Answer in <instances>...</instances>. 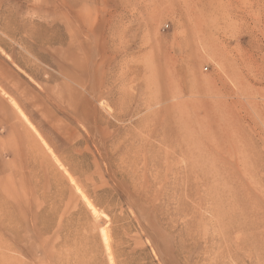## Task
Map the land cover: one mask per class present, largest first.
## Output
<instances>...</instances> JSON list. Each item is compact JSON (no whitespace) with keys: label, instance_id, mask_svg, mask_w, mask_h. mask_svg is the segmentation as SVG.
<instances>
[{"label":"rangeland","instance_id":"rangeland-1","mask_svg":"<svg viewBox=\"0 0 264 264\" xmlns=\"http://www.w3.org/2000/svg\"><path fill=\"white\" fill-rule=\"evenodd\" d=\"M262 113L264 0H0V264H264Z\"/></svg>","mask_w":264,"mask_h":264},{"label":"bare ground","instance_id":"bare-ground-1","mask_svg":"<svg viewBox=\"0 0 264 264\" xmlns=\"http://www.w3.org/2000/svg\"><path fill=\"white\" fill-rule=\"evenodd\" d=\"M207 8V7H206ZM198 10V9H197ZM226 11V10H225ZM223 14V13H222ZM215 15V14H214ZM225 18H226V16H225ZM229 21V20H228ZM229 23V22H228ZM154 59V58H153ZM151 61H153L152 60V58H151ZM150 61V62H151ZM146 63V62H145ZM168 62L166 61V63H165V67H163V71L159 74L158 73V71L159 70H156V65H155V63H154V61H153V63L152 64H150L149 63V61H147V63H146V73H149L150 74V76H151V79L150 80H147V82L150 84V83H153L155 86H159V83H161V82H163V89H164V91H165V93L163 94H161V95H163V96H161L164 100H169V99H171V97H173V93H172V90H171V87L173 86V81L175 80L174 79V77H175V75H174V72H173V68L171 69V66L169 65V63L167 64ZM150 65H155V68L154 67H152V66H150ZM162 70V69H161ZM160 72V71H159ZM158 74H159V76H158ZM158 77H161L162 78V81H161V79L159 80V78ZM148 79V78H147ZM175 82V81H174ZM144 87V86H143ZM151 87H153L152 85L150 86V88ZM159 90V89H158ZM156 91V90H155ZM163 91V92H164ZM237 91V90H236ZM260 92H261V90H260ZM5 94V93H4ZM239 94V93H238ZM241 97V96H240ZM235 99V98H234ZM238 100V99H237ZM251 100V99H250ZM244 101H245V99H244ZM252 101V100H251ZM197 102V101H196ZM209 102V101H208ZM207 102V103H208ZM250 102V101H249ZM209 103H212V104H214L213 102H209ZM15 104V103H14ZM184 104V103H183ZM211 104V105H212ZM16 105V104H15ZM172 105V104H171ZM180 105H181V103H180ZM189 105V104H188ZM187 104L185 105H183V108L185 109V107L184 106H188ZM191 105L192 104H190V107H191ZM200 105V104H199ZM211 105H208V106H211ZM235 105V104H234ZM233 105V106H234ZM17 106V105H16ZM194 106H195V103H194ZM194 106H193V109H194ZM198 106V105H197ZM202 106V105H201ZM173 107V106H172ZM182 107V106H181ZM189 107V106H188ZM204 107H205V105H204ZM203 106H202V108H204ZM237 107V106H236ZM239 107V106H238ZM237 107V108H238ZM255 107V106H254ZM182 108V109H183ZM210 108H214V106L212 107H210ZM217 108V107H216ZM250 108V107H249ZM172 108L171 107H169V105H168V107H166V109H165V112H166V110L169 112L170 110H171ZM174 109V108H173ZM181 109V108H180ZM197 109V108H196ZM261 109V108H260ZM18 110H19V112H20V114H21V116L26 120V122L31 126V128L33 129V130H35L36 131V129H35V127L29 122V120H28V118L26 117V115L24 114V112L23 111H21L19 108H18ZM205 110H207V109H205ZM237 110V109H236ZM262 110V109H261ZM174 111V110H173ZM196 111V110H195ZM198 111V110H197ZM201 112V111H200ZM199 112V113H200ZM262 112H263V110H262ZM167 113V112H166ZM184 113V112H183ZM198 113V114H199ZM237 113H238V111H237ZM167 114H169V113H167ZM170 114H171V111H170ZM216 114V113H215ZM219 114V113H218ZM262 114H264V113H262ZM203 115V114H202ZM168 116H170V115H168ZM200 117H201V115H199ZM217 116V115H216ZM263 116V115H262ZM227 117V116H226ZM240 117H242V116H240ZM171 118V117H170ZM170 118H167L166 117V120L167 121H170L171 122V119ZM192 118V117H191ZM206 118V117H205ZM224 118H225V116H224ZM230 119H231V117H229ZM243 118V117H242ZM245 118V117H244ZM256 118V117H255ZM255 118H253V119H255ZM175 119V118H174ZM216 119V118H215ZM190 120V119H189ZM201 120H203V119H201V118H199V117H196L195 119H194V121H192V122H194V123H196V124H200L201 123ZM232 120V119H231ZM244 120V119H243ZM242 120V121H243ZM175 121V120H174ZM218 121V120H217ZM222 121H223V124H224V126L226 127V126H228L226 123V119H222ZM230 121V120H229ZM247 121V120H246ZM249 121V120H248ZM173 122V121H172ZM190 122V121H189ZM214 123V122H213ZM230 123H231V121H230ZM245 123V122H244ZM251 123V122H250ZM252 124V123H251ZM204 126V125H203ZM229 128V127H228ZM251 128V127H250ZM255 129H256V127H255ZM228 130V129H227ZM219 131V130H218ZM221 131V130H220ZM219 131V132H220ZM223 131V130H222ZM37 132V131H36ZM211 132V131H210ZM211 133H213V130H212V132ZM222 133V132H221ZM225 133H226V131H225ZM229 133V132H228ZM228 133H226V135L228 134ZM249 134V133H248ZM222 135H223V133H222ZM230 135V134H229ZM212 136V135H211ZM209 137V136H208ZM213 137V136H212ZM216 137V136H215ZM231 136H229L228 138H230ZM225 138H226V136H225ZM228 138H226L227 140H228ZM231 138H233V137H231ZM248 139V138H247ZM229 140H233V139H229ZM234 141V140H233ZM43 142H46V141H44L43 140ZM189 143V142H188ZM209 143V142H208ZM211 143V142H210ZM212 144V143H211ZM232 144V143H231ZM230 144V145H231ZM215 145V144H214ZM217 145V144H216ZM239 146V145H238ZM238 146H234V145H232V148L230 149V150H227L228 151V153L230 154V153H232L233 155H235V156H238V157H242V156H246L247 154V152H248V148H246V149H242V147H238ZM219 150V149H218ZM205 154L208 156V157H210V156H212V155H214L213 154V152H209V150H207L206 152H205ZM193 172L195 171V169H193L192 170ZM224 173V172H223ZM218 174V173H217ZM202 175V174H201ZM220 175V174H219ZM225 175V174H224ZM218 176V175H217ZM216 176V177H217ZM250 176V175H249ZM206 177V176H205ZM220 178V177H219ZM226 178V176L224 177V179ZM229 178V177H228ZM230 179V178H229ZM236 179H238V178H236ZM232 180V179H231ZM220 181H222V180H220ZM232 181H234V180H232ZM242 181V180H241ZM240 181V182H241ZM253 181V180H252ZM245 182V181H244ZM225 183H227V181H225ZM232 183V182H231ZM244 184H246V183H244ZM206 185H207V191H208V194H209V191H210V185L206 182ZM217 185H220V184H217ZM223 185H224V183H223ZM256 187V186H255ZM236 188V187H235ZM240 188H242V185H241V187ZM243 188H245V185L243 186ZM253 188V187H252ZM247 189L249 190L250 188H248L247 187ZM253 190V189H252ZM222 191V190H221ZM232 191V190H231ZM245 191H246V188H245ZM233 193L235 194L236 193V191H233ZM214 195V194H213ZM228 196H227V194L225 193H223V194H220V201H224L226 198H227ZM235 197V196H234ZM236 198V197H235ZM235 198L233 199L234 201L231 203V205L230 206H228V205H226V204H224V210L222 211L221 210V206H220V208L219 209H217V213L220 215V214H223V217L224 218H226V219H229V220H231L232 218H234V219H236V218H238L239 217V215H238V210H237V206H236V203H238V201L237 200H235ZM83 199H84V197H83ZM85 200V199H84ZM87 203H88V200H87ZM90 203V202H89ZM88 205H90V204H88ZM90 207H91V205H90ZM94 208V207H93ZM95 209V208H94ZM94 209H92L91 208V210H93L94 211ZM221 211H222V213H221ZM93 213H97V212H93ZM242 216V215H241ZM105 234V233H104ZM104 237V240H105V242L107 243L108 242V236L107 235H103Z\"/></svg>","mask_w":264,"mask_h":264}]
</instances>
